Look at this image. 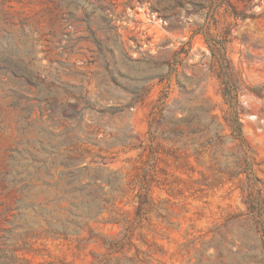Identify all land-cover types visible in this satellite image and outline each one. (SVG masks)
<instances>
[{"label":"rangeland","instance_id":"obj_1","mask_svg":"<svg viewBox=\"0 0 264 264\" xmlns=\"http://www.w3.org/2000/svg\"><path fill=\"white\" fill-rule=\"evenodd\" d=\"M258 209L264 0H0V264H264Z\"/></svg>","mask_w":264,"mask_h":264},{"label":"trees","instance_id":"obj_2","mask_svg":"<svg viewBox=\"0 0 264 264\" xmlns=\"http://www.w3.org/2000/svg\"><path fill=\"white\" fill-rule=\"evenodd\" d=\"M222 65V63H221ZM236 93L234 92H229V88L225 87L222 91V97L225 101H232L233 99L236 98ZM231 109L229 110L227 117L224 119L229 130L231 131V133L234 135V138L238 141L239 145L242 147V149L244 150V153L246 155V157H248V147H247V143L243 137L242 134V128L239 122V118L238 115L236 113V109L230 107ZM39 145H42V143L38 142ZM30 147L33 148V145H29ZM34 149V148H33ZM32 149V150H33ZM18 157H11L10 158V163L7 166V170L5 172L2 173L1 177L3 182L6 185L9 184H21L25 179H22L21 181H17L16 179L20 176H27L30 175V172L37 173L38 171H40V169L42 168V166H44V163H41L40 161H32L33 158H31V155L29 153H27L29 156H22L19 152L15 153ZM30 158V159H29ZM244 163H246V166L248 165L247 160H244ZM248 170V174L249 175H253L252 171L250 169H246ZM29 178V177H27ZM26 178V179H27ZM258 215L257 218L254 220V224L256 226V229L260 235L261 241L264 245V224L262 222L261 219V210L258 209ZM66 229H63V231H65Z\"/></svg>","mask_w":264,"mask_h":264}]
</instances>
